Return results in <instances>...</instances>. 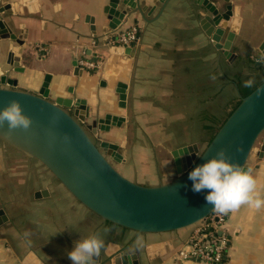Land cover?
<instances>
[{
  "label": "crops",
  "instance_id": "crops-1",
  "mask_svg": "<svg viewBox=\"0 0 264 264\" xmlns=\"http://www.w3.org/2000/svg\"><path fill=\"white\" fill-rule=\"evenodd\" d=\"M210 1L219 12L230 6L228 19H221L218 25L224 30L220 44L227 31L234 32L232 57L213 45L202 28L211 20L198 0H0V20L12 35L0 37V76L14 79L13 88L37 93L43 87L51 101L70 100L65 108L95 142L117 145L121 159L108 157L128 179L148 185L170 181L177 175L174 161L161 158L157 162L156 155L171 154L192 143L201 151L207 143V116L220 118L227 102L241 96L236 82L237 77L241 80L240 73L233 68L240 58L235 40L242 24L261 25L259 36L247 34L259 42L255 51L260 54L262 50L264 10L259 7L262 4L264 9V0ZM133 25L138 29L137 42L129 48L116 46L113 38L117 32ZM207 53H211L210 59ZM84 57L97 66L83 67L79 60ZM212 76L222 81L217 89ZM263 79L264 74L255 82ZM0 86L7 87L1 82ZM221 90L228 94L214 111L211 102ZM76 100L83 107L74 106ZM107 113L120 118L119 124L96 132L87 128L93 122L97 125L96 120ZM173 122L177 123L171 125ZM194 122L203 131H198L199 136L191 130ZM185 125L188 132L183 141L176 131ZM4 152L15 153L21 160L18 163L23 162L21 168L37 177L15 180L8 174L10 180H0V264H72L68 252L92 232H98L105 242L102 264H110V260L135 264L132 254L136 264H171L189 235L191 227L137 233L102 220L75 200L37 160L0 140V158ZM129 153H138L142 162L135 174L156 181L141 182L131 175ZM150 153L154 173L148 162ZM247 165L264 191V159L253 154ZM40 173H44L42 177ZM84 211L94 216L86 226ZM73 217L76 224L70 222ZM83 227L88 228L85 235ZM25 231L31 233L30 244L25 241ZM223 233L228 245L222 264H264V209L244 205L229 213ZM138 237L142 239L139 248L135 244Z\"/></svg>",
  "mask_w": 264,
  "mask_h": 264
},
{
  "label": "water",
  "instance_id": "water-1",
  "mask_svg": "<svg viewBox=\"0 0 264 264\" xmlns=\"http://www.w3.org/2000/svg\"><path fill=\"white\" fill-rule=\"evenodd\" d=\"M198 2L211 20L202 25L205 33L227 58L234 56L230 51L232 30L227 31L224 42H219L224 30L218 23L228 19L230 6L227 5L225 12H219L210 0ZM7 36L12 37L10 30L0 20V37ZM260 48L264 50V41ZM13 60L15 65L17 58ZM0 82L7 85L0 86V109L12 99L19 100L24 113L33 121L28 132L17 129L11 135L5 122L0 126V140L37 160L75 200L102 220L137 233L169 232L206 221L213 212L212 205L205 203L206 192L192 191L188 175L194 167L215 155L218 148H225L231 159L245 168H250L247 160L251 152L264 159V91H260L264 90V79L240 96L239 103L201 151L195 143L172 150L177 175L156 185L141 184L122 175L109 160V157L115 161L121 159L117 145L104 140L95 142L75 114L65 108L71 105L70 100L51 101L43 87L37 93L13 88L15 80L3 74ZM73 104L83 107L79 100ZM119 120L107 113L96 120L97 125L93 122L87 128L92 132L106 130L118 125ZM261 134L263 138L256 147ZM65 135L70 137L67 143L63 140ZM131 258L136 264L134 254ZM97 259V264H102L101 256ZM109 262L114 264L113 260Z\"/></svg>",
  "mask_w": 264,
  "mask_h": 264
},
{
  "label": "clouds",
  "instance_id": "clouds-1",
  "mask_svg": "<svg viewBox=\"0 0 264 264\" xmlns=\"http://www.w3.org/2000/svg\"><path fill=\"white\" fill-rule=\"evenodd\" d=\"M256 63L264 64V50L260 51ZM211 79L215 80L216 77L212 76ZM254 83V77L243 82L246 88L252 87ZM5 122L9 135L17 129L28 132L33 124L32 118L24 113L20 101L16 99L10 100L0 109V126ZM52 123H55V120ZM63 140L67 143L70 137L65 135ZM188 178L192 181L193 192H206L205 203L212 205V210L218 215H228L244 205L256 211L264 209V191L258 188L252 169L233 161L223 147L218 148L215 155L204 163L194 167ZM23 235L25 241L30 244L31 233L25 231ZM135 244L137 248L141 247L142 239L138 237ZM104 248L105 242L100 234L92 232L74 243V247L68 252V258L72 264H97V258Z\"/></svg>",
  "mask_w": 264,
  "mask_h": 264
},
{
  "label": "rangeland",
  "instance_id": "rangeland-1",
  "mask_svg": "<svg viewBox=\"0 0 264 264\" xmlns=\"http://www.w3.org/2000/svg\"><path fill=\"white\" fill-rule=\"evenodd\" d=\"M260 5H261V7H259V8H261V10L263 11L264 10L263 5L262 4H260ZM254 16H255V14H254ZM251 17H252V14L250 15V18ZM261 29H262V27L260 24H245V25L242 24L240 27V30H239V34L237 35V39L235 40L236 52L240 58L238 59L237 64H235L233 71L240 73V78L242 80V83L244 82V80L249 79L251 77H254L255 81H256L258 78L261 77L262 74H264V64L256 63V58H258L259 54H258V52L255 51V46L258 45L259 42H258V40H251L249 38V35H248L249 33H252L254 37H257L260 35V33L262 31ZM247 32H248V34H247ZM248 53H249V55H248ZM207 54H208L207 55V58H208L211 53H207ZM208 59H210V57ZM246 73H247V75H246ZM210 80L212 81L211 83L215 85V87H216L215 89H217L219 87L220 83L222 82L217 77L215 80H213V79H210ZM227 94L228 93L226 92V90H221V92L218 94L215 101L211 102L212 109L214 108V111H217L219 109L220 104L225 100V98L227 97ZM176 123L177 122H173V123H171V125H175ZM192 125H193L191 127L192 132H194V134L196 136H199L200 133L203 132L202 130H199L200 126L198 124L196 125V122H194ZM198 131L200 133H198ZM176 132H178L179 134L182 135V136H179L180 140L186 141V137H183V134L188 132L187 131V125H185V127L180 126L178 131H176ZM262 138H263V134H261L259 136V138L257 139V142L255 143L256 147H258ZM150 154H149V158H148L149 161L148 162L151 163L150 171L154 173L155 168L153 165V163H154L153 158H152L153 154H151V155ZM1 156L2 157L0 158V168L4 167L7 170H5L3 173H2V170H0V180H10V179H8L10 176L12 177V179L14 178L15 180H17V179L23 180L25 178L30 179V177H34L33 180H35V177H37V175L34 174L35 172L27 174V171H25L24 169L21 168V165H23V162L20 164L18 163L20 159H18L19 157H17L15 153L4 152L3 155L1 154ZM129 156L130 157L128 159L131 160V163H132L131 168L133 169V174H131V175L136 179L137 178L140 179L137 181L146 182V183H152V182L156 181V180H152V179H154L152 177H150V178L149 177H140L137 174H135V172H138V170H140V167H141L140 163H142V162L139 159L138 153H129ZM156 156H157V162L158 161L161 162L162 160H165L164 158H168L169 161L170 160L173 161V159H172L173 156L170 153H163V152L161 153L160 152V154H157ZM158 157H159V160H158ZM252 157H253V152H251V154L249 155L247 163L249 161H251ZM161 158H162V160H161ZM175 170H176V168H175ZM13 171H14V173L16 171L19 173L14 174ZM31 172H33V171H31ZM8 174L10 176H8ZM43 174L40 173L39 176L42 177ZM51 179H52V177H51ZM52 180H54V179H52ZM53 192H54V194H56L57 189L54 188ZM92 218H94V216L92 214L88 213L87 211H84L83 224L86 226V223L90 222ZM70 222L72 224H76V218L73 217V219H71ZM52 225L55 226L54 223H52ZM87 229H88L87 227L84 228V231H83L84 235L87 233Z\"/></svg>",
  "mask_w": 264,
  "mask_h": 264
},
{
  "label": "built area",
  "instance_id": "built-area-1",
  "mask_svg": "<svg viewBox=\"0 0 264 264\" xmlns=\"http://www.w3.org/2000/svg\"><path fill=\"white\" fill-rule=\"evenodd\" d=\"M138 40L137 26L133 25L117 32L113 43L121 48H129ZM79 63L93 69L97 63L93 59L81 58ZM226 215H218L214 211L201 224L191 227L187 239L176 250L171 264H189L203 262L205 264H222L228 245V238L223 233Z\"/></svg>",
  "mask_w": 264,
  "mask_h": 264
},
{
  "label": "trees",
  "instance_id": "trees-1",
  "mask_svg": "<svg viewBox=\"0 0 264 264\" xmlns=\"http://www.w3.org/2000/svg\"><path fill=\"white\" fill-rule=\"evenodd\" d=\"M257 81L254 83V85L250 88H246L244 87V84L241 83V80L237 77L236 78V82H237V88L239 90V93L241 96L246 95L247 93H249L255 86H257L260 82ZM240 101V97H234L231 98L227 104L224 106L225 107V114L223 116H221L220 118L211 115V116H207V120L210 122V124L206 125V129H207V134H206V141L209 142L210 139L213 137L214 133L216 132V130L218 129V127L221 125V123L225 120L226 116L229 115V113L233 110V108L239 103Z\"/></svg>",
  "mask_w": 264,
  "mask_h": 264
}]
</instances>
